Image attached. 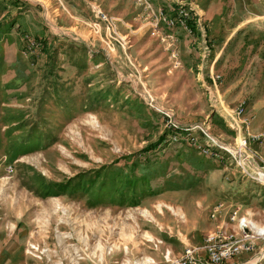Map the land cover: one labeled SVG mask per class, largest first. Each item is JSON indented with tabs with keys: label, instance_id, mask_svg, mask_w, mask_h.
Wrapping results in <instances>:
<instances>
[{
	"label": "rangeland",
	"instance_id": "374dc122",
	"mask_svg": "<svg viewBox=\"0 0 264 264\" xmlns=\"http://www.w3.org/2000/svg\"><path fill=\"white\" fill-rule=\"evenodd\" d=\"M263 175L264 0H0V264H172Z\"/></svg>",
	"mask_w": 264,
	"mask_h": 264
},
{
	"label": "built area",
	"instance_id": "2783aa9c",
	"mask_svg": "<svg viewBox=\"0 0 264 264\" xmlns=\"http://www.w3.org/2000/svg\"><path fill=\"white\" fill-rule=\"evenodd\" d=\"M145 8L149 10L151 5L147 3ZM159 15L158 17L170 26L180 24L186 27L185 19L188 18V13L183 8H178L177 17H168L163 11ZM168 38L172 40V44L178 43L177 39L170 36ZM242 112L243 109L240 114ZM209 152L208 149L207 153ZM222 206L223 204H219L215 207L213 217L220 213ZM236 220L237 229L219 228L208 233L202 245L187 246L181 258L172 264H225L235 257L254 252L258 241L264 239V226H258L244 216L238 218L237 211L232 213L230 218L233 223H236Z\"/></svg>",
	"mask_w": 264,
	"mask_h": 264
},
{
	"label": "bare ground",
	"instance_id": "6f19581e",
	"mask_svg": "<svg viewBox=\"0 0 264 264\" xmlns=\"http://www.w3.org/2000/svg\"><path fill=\"white\" fill-rule=\"evenodd\" d=\"M264 176V175H263Z\"/></svg>",
	"mask_w": 264,
	"mask_h": 264
}]
</instances>
